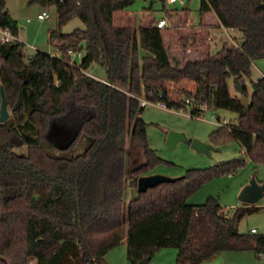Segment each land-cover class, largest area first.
<instances>
[{
    "label": "trees",
    "instance_id": "1",
    "mask_svg": "<svg viewBox=\"0 0 264 264\" xmlns=\"http://www.w3.org/2000/svg\"><path fill=\"white\" fill-rule=\"evenodd\" d=\"M33 1L56 9L58 30L49 41L58 55L26 57L22 43L0 44V88L10 110L0 124V264H107L105 255L123 239L130 264L161 249L177 251L175 264H202L224 252L264 256V234L238 232L258 207L243 204L226 214L214 198L187 205L204 183L235 173L245 160L188 170L178 182L137 192L138 178L165 162L148 146L141 97L176 112L189 108L194 117L206 109L236 114L237 124L219 127L209 144L236 142L251 163L264 166V78L251 95L244 82L252 63L264 59V0H200V15L213 13L220 28L240 31L243 41L210 55L191 33L181 50L197 57L180 60L165 40L171 26L114 25L116 13L135 0ZM74 18L84 29L62 34ZM178 20L185 27L187 15ZM0 28L18 37L4 0ZM73 54H82L78 63ZM93 64L104 80L88 73ZM235 77L249 97L247 109L230 94ZM52 124L76 131L66 149L47 140ZM22 148L25 154L15 152ZM126 180L135 192L127 206Z\"/></svg>",
    "mask_w": 264,
    "mask_h": 264
},
{
    "label": "rangeland",
    "instance_id": "2",
    "mask_svg": "<svg viewBox=\"0 0 264 264\" xmlns=\"http://www.w3.org/2000/svg\"><path fill=\"white\" fill-rule=\"evenodd\" d=\"M5 10L10 18L16 22L19 29L18 42L24 45V55L31 56L36 51L47 53L51 56L58 54L54 44L49 41L50 32L58 30L57 13L54 6L36 2L33 0H4ZM200 0H177L171 4L167 0H135L134 3L122 12L116 13L114 23L116 26L129 22L138 29L142 24L154 19H167L171 26L165 33L166 41L171 43V56L174 59L195 58L196 50L183 53L181 40L191 33H196L197 39H203L200 47L203 51H209L210 55L219 53L223 47H240L243 35L238 30L232 29H209L206 32L198 27L202 18L213 19V14L200 15ZM186 7V10H185ZM46 12L49 18L38 21L37 15ZM170 15L168 20L167 15ZM187 15L185 27L180 28L179 18ZM29 20V22H27ZM211 20V19H210ZM191 26V27H190ZM177 27V28H175ZM75 29H84L82 23L74 18L63 25L59 30L62 34H69ZM188 44V43H187ZM78 54L71 56V62H79ZM88 73L95 79L104 80L105 73L102 68L93 64ZM264 78V59L256 60L251 66L250 78L244 82L249 95L252 93V84ZM189 89H193L190 84ZM229 91L232 97H242L235 90L233 81L229 83ZM249 99V97H248ZM10 114L9 107L7 108ZM214 116V118H213ZM140 118L146 123V135L148 146L154 150L163 163L150 171V174H159L170 178L182 177L188 170L212 169L215 166L236 160H245L246 165L231 175L213 177L204 183L195 193L187 199V205L199 206L208 199H217L224 213L231 212L236 206L243 204L238 200L241 190L254 178L257 183L264 184V166L251 163L245 156L244 150L236 142H230L218 147L210 156L198 154L190 148L193 140L209 143L210 135L218 128L217 118L225 119L226 124L236 125L238 116L223 110L206 109L199 117L190 115V109L185 112H176L155 105L143 108ZM177 133L184 137V141H178L174 149H169L166 139L169 133ZM16 153L26 152L25 148L15 150ZM149 174V175H150ZM125 186V206L135 197V192ZM259 211L246 215L238 225L239 233H249L251 228L264 233V197L256 204ZM263 206V207H261ZM126 218V214L124 215ZM177 251L175 249H161L150 259L149 264H175ZM107 264H130L127 260V244L123 240L119 246L110 250L104 257ZM202 264H264V256H257L251 251L242 253H224L215 256Z\"/></svg>",
    "mask_w": 264,
    "mask_h": 264
},
{
    "label": "water",
    "instance_id": "3",
    "mask_svg": "<svg viewBox=\"0 0 264 264\" xmlns=\"http://www.w3.org/2000/svg\"><path fill=\"white\" fill-rule=\"evenodd\" d=\"M186 8V7H185ZM233 84L237 93L242 97L241 103L245 109L248 108V98L245 96V90L238 79L233 78ZM0 124L9 119L8 102L5 97L4 91L0 88ZM76 134L75 130L65 128L63 126L52 124L46 138L59 150L66 149L72 142ZM184 137L177 133H169L166 144L169 149H174L178 141H184ZM190 148L198 154L210 156L214 151V147L209 143H202L197 140H193L190 143ZM182 177L170 178L159 174H150L139 177L137 180V192L145 193L148 189L156 188L161 184L175 183L181 180ZM264 197V184H259L254 178H252L247 185L241 190L238 200L242 204L252 206ZM150 258H145L139 262V264H149Z\"/></svg>",
    "mask_w": 264,
    "mask_h": 264
},
{
    "label": "built area",
    "instance_id": "4",
    "mask_svg": "<svg viewBox=\"0 0 264 264\" xmlns=\"http://www.w3.org/2000/svg\"><path fill=\"white\" fill-rule=\"evenodd\" d=\"M169 3L174 4L177 2V0H167ZM49 18L48 13L46 12H42L40 14L37 15V20L38 21H44L46 19ZM27 22H29V20H27ZM156 27L160 30H164L170 27V25L167 23L166 19H160L157 23H156ZM18 41L17 38L15 36H13L8 30H4L0 28V44H4V43H9V42H15ZM79 58L82 57V54L78 55ZM149 97H152V94H149ZM160 98V96H159ZM139 100V105L140 107L145 108L148 105H155L164 109H167L166 106L163 103L160 102H152L151 100H149L148 98L145 97H141L138 99ZM189 101L186 100V103H188ZM214 118V116H213ZM218 121V125L219 127H224L228 124H226L225 119L220 120L219 118H217ZM0 215H1V206H0ZM251 234H255V230H251L250 232Z\"/></svg>",
    "mask_w": 264,
    "mask_h": 264
},
{
    "label": "crops",
    "instance_id": "5",
    "mask_svg": "<svg viewBox=\"0 0 264 264\" xmlns=\"http://www.w3.org/2000/svg\"><path fill=\"white\" fill-rule=\"evenodd\" d=\"M185 10H186V8H185ZM211 15L213 14V13H210ZM115 17V16H114ZM211 19V20H210ZM209 20H205L204 18H202V20H201V22H200V25L198 26V27H193V28H199V29H202L203 31H205L206 32V34H207V36H209V34H208V30L209 29H212V28H215V29H219L220 27L218 26V23H217V19H216V17L213 15V19H212V17L210 18ZM153 21H155L154 19H152ZM152 20H150L149 19V21L147 22V23H144V24H142V25H148V23L150 22V21H152ZM159 21V20H158ZM158 21H156V23L158 22ZM187 22H188V20H187ZM114 25H115V23H114ZM124 25V24H123ZM141 25V26H142ZM116 26V25H115ZM119 26H121V25H119ZM191 27V26H190ZM51 33V32H50ZM166 40V39H165ZM169 42V41H168ZM171 44V43H170ZM169 44V45H170ZM171 46V45H170ZM199 51H201L202 50V48L201 47H199V49H198ZM58 54H56L55 56H57ZM237 207H239V206H236L235 208H237ZM261 207H263V206H261ZM251 230H255V234H258V231L256 230V229H254V228H251ZM251 230L249 231V233L251 232ZM264 234V233H263ZM123 240H125V239H123ZM224 253H242V252H224ZM224 253H221V254H224ZM215 258V257H214ZM214 258H212V259H214Z\"/></svg>",
    "mask_w": 264,
    "mask_h": 264
}]
</instances>
